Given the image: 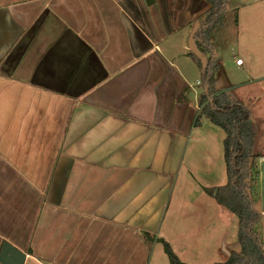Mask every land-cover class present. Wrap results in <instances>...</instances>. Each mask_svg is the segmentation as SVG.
<instances>
[{"label":"crops","instance_id":"crops-1","mask_svg":"<svg viewBox=\"0 0 264 264\" xmlns=\"http://www.w3.org/2000/svg\"><path fill=\"white\" fill-rule=\"evenodd\" d=\"M190 3L0 0V245L21 264H168L161 239L189 262L202 245L204 264L228 256L208 220L191 221L214 213L213 197L185 185L186 212L176 181L206 120L193 123L202 87L177 55L197 51ZM252 129L264 247V139Z\"/></svg>","mask_w":264,"mask_h":264},{"label":"rangeland","instance_id":"rangeland-1","mask_svg":"<svg viewBox=\"0 0 264 264\" xmlns=\"http://www.w3.org/2000/svg\"><path fill=\"white\" fill-rule=\"evenodd\" d=\"M181 7L183 8V10L185 7L188 8L189 13L191 12L192 8V11L196 13V15H194V18H192V29H189V33L192 42V48L197 49L195 53L197 54L199 59H201V56H203L200 61L201 65H204L206 64V61L208 59L209 52L207 50L199 49L198 44L195 41L196 38L193 35V32L199 26L198 23L200 18H202V16H204L205 14L207 3L204 0H191L190 4H183ZM221 15V21L211 27L208 36V39L212 45V54L215 58V65L211 70V83L214 88L218 87L217 89H224L227 92L231 87L232 89L230 90V93H228L234 95V98H242L244 103L249 105L251 112L250 120L251 124L253 125L255 134L258 139H264V91L256 90L258 86H263L262 84H264V65L259 62L263 66L262 69L259 68L258 63L255 62L252 58L254 56H258V58H264V0H225L223 3ZM169 39L174 42H177L179 40H175L171 37H169ZM179 49L180 48L178 45V50ZM236 54L238 55L237 57L241 58V60L243 57V64H235L234 59L236 58ZM177 55L180 57V60L183 61L184 66L188 68V72L190 73V75H193V77L200 79V68L187 54V52H182L181 50L179 54L177 53ZM246 55L248 57L251 56V59H247ZM255 77L260 78V81L258 80L260 83H258V85H255V89L250 93V91H248V87L254 85L248 84L247 81ZM195 78H193V81ZM224 85L229 86L227 87ZM200 86L203 87L201 83H199L198 85L195 84V90ZM255 93L259 94V97L256 99H254L253 97ZM198 116L202 117L203 115L199 113ZM206 120L200 125V144L195 145L194 149L187 148L185 150L181 160V171L176 177V181H181L180 185L182 186V188L179 185L181 188L180 198H184V200H181V202H184V204L187 205L186 212L188 211V206L192 204V197H194L193 192L191 191L188 192V195L185 193L186 186L188 189L193 190V188H197V186L203 188L204 186L202 183L206 184L205 186H210L208 183H210L211 181L215 185H217L219 183H223L225 180L221 145V137L223 136V131L219 126L215 125L209 120ZM254 147L259 149V143L254 145ZM262 148H264V146ZM251 151L255 152L253 150ZM191 170H193L192 173ZM199 170H201L203 174L200 173ZM192 174L194 176H192ZM245 174L247 183L253 184L254 182L251 181L254 180L253 163H250L248 172L246 171ZM185 181H187L188 184H185ZM189 182H191L190 186ZM262 191L264 193V185L262 186ZM207 194L211 196L209 193ZM195 198L196 197H194V199ZM211 200H213L211 201L212 204L208 205L207 210L209 211L212 207H214V213H211V215L208 213L206 215H200L199 213H197V215L194 217L192 214V218L194 220L192 219L191 221L198 222L201 220L204 222L208 220V222H210L211 224L209 228L213 227V232H216L217 230V232L214 233L213 242L216 241L217 243L218 241L219 245L224 249H228V251L232 249H230V247L232 246H236L233 248L239 249V242L237 239V216L228 208L221 206V204H218L214 199ZM217 206H219V208ZM180 218L188 221V217H186V214H181ZM166 219L167 214L165 220ZM213 242L208 243L209 245L207 246V248L210 245H212V248L214 246ZM202 247H204V249H201V251L199 252V254L202 256L198 255V258H196L197 261L191 260L192 262H189L181 258L180 260L185 262L187 261L190 264H204L205 262L202 261H204L203 258L207 256V250L205 249V245H202ZM176 249L178 251L179 247H177Z\"/></svg>","mask_w":264,"mask_h":264},{"label":"trees","instance_id":"trees-1","mask_svg":"<svg viewBox=\"0 0 264 264\" xmlns=\"http://www.w3.org/2000/svg\"><path fill=\"white\" fill-rule=\"evenodd\" d=\"M204 1L207 3L205 14L200 18L199 26L194 30L193 35L199 49L207 50L209 56L206 64L201 65L194 51H187V54L201 71L199 83L203 87L197 98L198 105H200L198 114L201 113L203 117L223 131L221 145L225 180L217 185L204 186L203 190L209 193L218 204L228 208L237 216L239 242V249H231L224 260L208 264H264V247L261 244L257 224L260 212L254 202L259 153L252 152L250 149L253 135L250 107L232 97L226 90L214 88L211 83V70L215 65V58L208 36L211 27L221 21L225 0ZM198 114L193 120L194 124L198 122ZM250 163L254 164V180H251L253 184H248L245 177ZM161 242L168 264H190L180 260L167 241L161 239Z\"/></svg>","mask_w":264,"mask_h":264},{"label":"water","instance_id":"water-1","mask_svg":"<svg viewBox=\"0 0 264 264\" xmlns=\"http://www.w3.org/2000/svg\"><path fill=\"white\" fill-rule=\"evenodd\" d=\"M24 253L17 248L11 246L7 242L0 245V263L1 264H21Z\"/></svg>","mask_w":264,"mask_h":264},{"label":"built area","instance_id":"built-area-1","mask_svg":"<svg viewBox=\"0 0 264 264\" xmlns=\"http://www.w3.org/2000/svg\"><path fill=\"white\" fill-rule=\"evenodd\" d=\"M234 61H235V63H241V58L240 57H236L235 59H234Z\"/></svg>","mask_w":264,"mask_h":264}]
</instances>
